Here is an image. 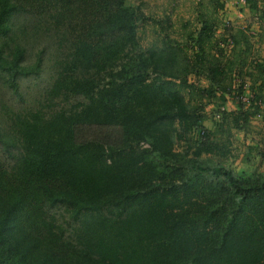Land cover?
<instances>
[{
	"label": "trees",
	"instance_id": "1",
	"mask_svg": "<svg viewBox=\"0 0 264 264\" xmlns=\"http://www.w3.org/2000/svg\"><path fill=\"white\" fill-rule=\"evenodd\" d=\"M213 1L186 41L144 48L145 14L128 0H0L9 88L18 94L42 63L23 64L16 16L48 25L61 51L44 105L0 117V264H264V172L244 179L215 161L259 112L264 63L245 72L255 104L245 107L241 83L238 110L207 129V104L225 102L252 47L243 28H228L224 55V2Z\"/></svg>",
	"mask_w": 264,
	"mask_h": 264
},
{
	"label": "rangeland",
	"instance_id": "2",
	"mask_svg": "<svg viewBox=\"0 0 264 264\" xmlns=\"http://www.w3.org/2000/svg\"><path fill=\"white\" fill-rule=\"evenodd\" d=\"M224 8L217 14L220 26L217 28L216 38L221 47L225 48L224 55L229 57L227 47L230 31L228 28H243L251 40V51L248 55V66L236 68L233 74L234 86L223 99H216L207 104L205 114L207 120L204 125L212 130L222 112L238 110L236 100L238 88L244 83L243 101L245 107L254 103L258 86L252 84V79L245 72L253 69L257 63H264V4L257 5L256 9L250 4L244 5L239 0H222ZM131 5H139L145 18L139 25L141 45L148 48L152 45H161L165 36L169 35L184 42L188 34L200 27L199 16L203 12H213V0H128ZM36 18L29 14L18 15L15 18V33L12 36L26 49L24 65L32 66L41 56V69L38 72H28L19 79V93H15L0 74V117L9 121L15 114L25 113L42 107L45 103V94L50 87L56 72V62L61 54L53 31L48 25L38 26ZM190 54L194 48L190 47ZM241 70V71H240ZM243 70V71H242ZM241 72V73H240ZM191 82L198 86H208V81L202 77L190 76ZM264 92V91H263ZM220 93L218 96L220 97ZM241 98V97H240ZM206 101V99H205ZM208 101V100H207ZM72 99L67 106L75 103ZM256 102V101H255ZM255 104V103H254ZM259 112L251 117V126L248 131L233 129L232 152L228 158H216L215 161L232 169L236 174L246 172L244 179H250L259 172H264V101L257 102ZM181 149V145L177 147ZM1 149V147H0Z\"/></svg>",
	"mask_w": 264,
	"mask_h": 264
},
{
	"label": "built area",
	"instance_id": "3",
	"mask_svg": "<svg viewBox=\"0 0 264 264\" xmlns=\"http://www.w3.org/2000/svg\"><path fill=\"white\" fill-rule=\"evenodd\" d=\"M241 3H243L244 5H247V4H249L250 3V0H239ZM256 1H258V6H260L261 7V5L262 4H264V0H256ZM222 46H223V44H221ZM232 46H233V41L231 40V38H229L228 39V44H227V47L229 48V51H231V49H232ZM243 95V94H242ZM241 95V99L243 100V101H249V99L248 100H245V98L243 97Z\"/></svg>",
	"mask_w": 264,
	"mask_h": 264
}]
</instances>
